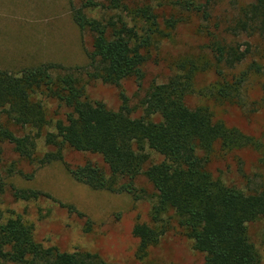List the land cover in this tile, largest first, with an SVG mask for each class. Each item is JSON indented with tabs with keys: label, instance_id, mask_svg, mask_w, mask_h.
<instances>
[{
	"label": "trees",
	"instance_id": "16d2710c",
	"mask_svg": "<svg viewBox=\"0 0 264 264\" xmlns=\"http://www.w3.org/2000/svg\"><path fill=\"white\" fill-rule=\"evenodd\" d=\"M70 1L74 23L93 37L92 50L87 53L88 81L117 88L126 80H136L141 87L148 51L158 39L170 38L185 21L183 15H172L162 29L149 0H82L79 8ZM221 1L177 3L184 14L201 19L212 61L179 60L176 74L167 83L153 85L146 92L140 102L144 116L138 119L132 118L123 93L120 110L113 111L102 102L91 101L75 72L57 65L43 64L19 73L0 70V155L2 145L8 143L22 160L44 167L64 163V151L70 149L102 158L103 165L87 162L73 168L65 164L75 181L94 191L127 194L140 201L149 195L136 187V181L144 177L152 185L151 223L133 229L139 241L138 260L159 245L175 219L193 249L204 255V264H263L248 225L264 221V189L246 194L215 178L209 169L217 146L229 152L259 149V144L215 121L208 108L192 110L186 105L200 72L215 71L218 81L212 96L217 102L241 107L247 83L264 76V64L255 59L264 54V0H227L231 16L217 18L214 11ZM99 8L112 16L98 20L88 15ZM57 69L61 73L56 76ZM262 94L264 99V84ZM38 95L57 101L65 110L64 120L50 125ZM5 120L22 130L37 131L38 138L53 126L54 131L45 135L51 152L39 158L36 139L17 137ZM149 151L163 157V162L152 164ZM15 196L28 201L43 194L23 191ZM85 230L91 232L90 221ZM0 264L116 263L97 253L45 247L37 241L33 223L6 218L0 211Z\"/></svg>",
	"mask_w": 264,
	"mask_h": 264
},
{
	"label": "rangeland",
	"instance_id": "374dc122",
	"mask_svg": "<svg viewBox=\"0 0 264 264\" xmlns=\"http://www.w3.org/2000/svg\"><path fill=\"white\" fill-rule=\"evenodd\" d=\"M149 1L155 7L162 29L172 15H183L185 21L170 38L158 39L148 51L141 87L136 80H126L120 88L88 81L87 53L92 50L93 37L90 33L81 32L74 23L70 0H0V70L19 73L43 64L57 65L65 71L75 72L86 85L91 101L102 102L109 109L119 111L122 106L120 94L123 93L128 99L132 118H141L144 111L140 102L146 92L153 85L167 83L176 74L179 60L194 58L201 64L212 61L201 19L184 14L177 6L181 0ZM252 1L244 0L245 3ZM74 3L75 8H79L82 0H74ZM230 10L228 1L222 0L215 7L214 15L217 18L226 17L225 14L230 17ZM88 15L98 20L112 16L100 8L88 12ZM255 59L264 64L263 53L257 54ZM245 66L247 64L238 68L235 74ZM60 73L58 69L55 71L56 76ZM217 81L214 70L198 73L186 105L192 110L208 108L215 121H221L257 141L259 149L226 152L217 146L209 166L214 177L227 186L254 194L264 189V76L253 77L247 83L243 107L217 102L212 96V88ZM37 99L42 102L50 125L64 120L65 110L57 101L43 95H38ZM4 122L17 137L36 139L39 158L51 152L52 149L45 145V135L54 131L53 126L38 138L37 131L22 130L6 120ZM149 153L152 164L163 162L160 155ZM87 162L103 165L99 156L66 149L64 163L39 167L37 163L22 160L13 146L3 144L0 211L6 218H21L24 222L33 223L37 241L45 247L55 246L62 252L97 253L104 260L116 264H204V255L193 249L192 242L175 219H172V225L159 245L151 248L144 260H138L139 241L133 236V229L137 224L151 223L152 200L149 197L154 196L152 185L144 177L136 181V187L149 195L140 201L127 194L94 191L75 181L65 166L74 168ZM23 191L43 196L28 201L16 198L15 193ZM70 208L74 210L72 213ZM88 221L91 222V232L85 230ZM248 233L264 264V221L250 223Z\"/></svg>",
	"mask_w": 264,
	"mask_h": 264
}]
</instances>
